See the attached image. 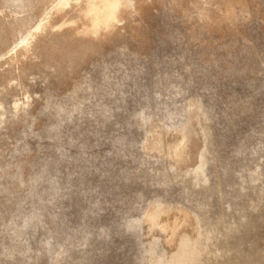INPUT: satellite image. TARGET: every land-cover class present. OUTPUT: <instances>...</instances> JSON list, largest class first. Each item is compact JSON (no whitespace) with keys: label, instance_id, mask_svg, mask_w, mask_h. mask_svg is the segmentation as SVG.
<instances>
[{"label":"rangeland","instance_id":"obj_1","mask_svg":"<svg viewBox=\"0 0 264 264\" xmlns=\"http://www.w3.org/2000/svg\"><path fill=\"white\" fill-rule=\"evenodd\" d=\"M0 264H264V0H0Z\"/></svg>","mask_w":264,"mask_h":264},{"label":"bare ground","instance_id":"obj_2","mask_svg":"<svg viewBox=\"0 0 264 264\" xmlns=\"http://www.w3.org/2000/svg\"><path fill=\"white\" fill-rule=\"evenodd\" d=\"M51 8H52V7H51ZM72 9H73V8H72ZM49 10H51V9H49ZM69 10H70V9H69ZM51 11L53 12V9H52ZM70 11H71V10H70ZM52 12H51V13H52ZM47 13H49V11H48ZM43 16H44V15H43ZM43 16H42V17H43ZM63 17H64V16H63ZM45 18H46V17H45ZM59 21H60V20H59ZM39 24H40V22H39ZM55 24H56V23H55ZM37 26H38V25H37ZM34 28H35V27H34ZM32 33H33V32H32ZM21 39H22V38H21ZM21 39H20V42H21ZM23 40H24V39H23ZM23 40H22V42H23Z\"/></svg>","mask_w":264,"mask_h":264}]
</instances>
